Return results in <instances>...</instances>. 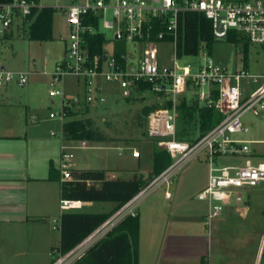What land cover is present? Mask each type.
<instances>
[{
  "label": "built area",
  "instance_id": "2783aa9c",
  "mask_svg": "<svg viewBox=\"0 0 264 264\" xmlns=\"http://www.w3.org/2000/svg\"><path fill=\"white\" fill-rule=\"evenodd\" d=\"M37 6L42 5L34 0H12L0 4V37L9 34L17 18L28 22L33 8ZM181 11L204 13L212 22L216 40H225L231 32H236L251 43L264 44V0H73L64 7V19L68 25V34L64 36L65 56L56 62L50 82V94L61 96L62 107L60 111L52 112L51 117L59 116L65 121L70 107L76 106L80 110L85 106L105 104L107 97L103 81L118 84L128 94L141 83H148L154 92L166 93L170 107L156 108L149 113L147 133L159 147L170 153L174 161L73 250L62 254L55 249L59 255L52 264H73L126 216L138 215L137 206L146 193L171 183L186 164L202 154L208 156L209 178L207 185L197 193V198L209 204L205 216V224L209 228L227 208L240 210L248 207L244 191L264 182V158L254 161L256 153L248 144L264 141H244L232 137L234 133L248 131L242 121L245 113L252 112L259 116L264 112V74L251 73L246 68L229 70L216 64L209 52H203L205 43L198 52L203 61L196 70L180 65L177 40ZM157 20L164 23L165 30L153 36ZM106 30L113 32L114 41L126 42L123 63L116 58L114 47L107 49L111 41L108 38L105 52L91 56L87 36L105 33ZM167 35L175 45L176 52L171 66L161 63L158 47ZM129 43L139 49L136 58L127 47ZM69 75L75 77V86L82 87V93L66 92L65 78ZM14 82L23 86L29 82V77L24 72L0 65V89ZM58 85L61 88H57ZM190 87L198 91L200 102L218 109L224 116L195 141L177 138L179 99ZM52 134L57 135L56 132ZM62 139L59 169L62 180H71L75 158L73 150L87 148L89 142L84 140L79 145L69 144L63 134ZM133 156L139 157L140 153L134 151ZM244 156L246 159L242 164H220L218 160ZM71 206V200H61L62 210L73 208ZM53 228L60 230V225Z\"/></svg>",
  "mask_w": 264,
  "mask_h": 264
},
{
  "label": "rangeland",
  "instance_id": "374dc122",
  "mask_svg": "<svg viewBox=\"0 0 264 264\" xmlns=\"http://www.w3.org/2000/svg\"><path fill=\"white\" fill-rule=\"evenodd\" d=\"M42 5L55 6L58 11L54 17V39L52 41L40 42L34 41L28 35V23H24L21 18H17L15 24L9 31L8 35L0 37V65L5 66L7 69L24 72L29 77V82L23 86L17 83H12L7 89H0V102L6 101L12 107L11 112L27 111L26 105L30 106L31 112H38L40 116V128L50 135L56 132V136L51 137L59 143V159H57L58 166L62 158V124L63 120L57 116L51 117L52 112L61 110L62 98L61 96H52L50 94L51 74L55 69L57 61H60L65 56L66 44L64 36L68 34V25L64 19V7L69 6L73 0H40ZM111 16V12L109 13ZM109 40L107 49L111 50L114 47L115 41L113 40V32L111 30L105 31ZM132 50L134 58L138 56L139 49L133 43L127 44ZM160 52L161 63L171 66L175 59V45L170 41H162L158 45ZM203 52L207 51L212 56L216 64L226 67L229 70H236L239 68H246L251 73L264 74V44H256L248 41L245 47L243 42H234L231 40H216L213 41L210 47L205 43ZM201 52V53H203ZM203 59L199 53L197 55H185L178 59L182 66H189L192 70H196ZM75 77L69 75L65 78L66 92L69 94L82 93V87L73 89ZM104 93L107 101L103 105L89 107V111L79 114L77 117L85 118L91 117L94 120L95 126L105 135L108 139L107 142H96L92 145H107L116 144L117 146H130L131 151H138L140 153L139 161L141 165L137 169V174L147 175L152 169V152L155 139L148 136L147 123L148 118L145 115L146 109L153 105H163L170 99L166 93L162 96L151 89L132 88V94L128 97L126 90L120 88L116 83L103 81ZM57 88H61L59 85ZM4 92V97L1 93ZM190 98H197L198 91L194 87H190L187 93ZM8 96V98H5ZM203 106L204 103L200 102ZM22 105V106H21ZM0 107H3L0 105ZM170 107V105L168 106ZM23 108V109H22ZM84 109V108H83ZM215 114L219 121L224 116L220 111L214 108ZM85 111V109L83 110ZM18 114V115H19ZM67 120V118L65 119ZM242 121L248 127L247 132H238L232 134L235 139L244 141L261 140L264 141V112L256 116L252 112H247L243 115ZM183 124H179V128ZM153 139V140H152ZM74 145H79L80 142H72ZM91 144V143H88ZM252 150L256 153L254 161L258 162L264 158V142L258 144L248 143ZM75 161L78 163V170L88 169H102L105 170L109 177H115L114 174L123 172L121 166L128 159L123 156L119 157V150H101L97 148H75L73 150ZM106 154H111V157H106ZM119 157V158H118ZM206 154L194 158L186 164L172 179L185 180L188 176H193V180H185L183 190L190 196L188 203L185 205H199L206 209V203L198 200L194 193L198 185L197 179H203L209 174V163ZM112 158V160H110ZM246 157H222L219 158L220 164H242L245 162ZM130 164H135V161L129 160ZM174 161V159H172ZM123 163V164H122ZM131 174V173H130ZM133 175V173L131 174ZM131 175L125 176L129 177ZM191 176V177H192ZM189 177V178H191ZM149 182V181H148ZM183 184V185H184ZM166 184H163L148 193H146L137 206L139 213H142L143 223V242L147 245L148 238V222L147 214L151 206H168L173 200H166L164 198ZM172 190H176L172 188ZM174 192V191H173ZM194 193V194H193ZM244 199L250 205V220L243 224H237V227L229 233V240L231 243L225 242L230 247L236 250L245 252L251 255L252 264L256 263L257 255L261 249V244L264 240V182L258 186L246 189L244 191ZM73 206H78L79 202L71 203ZM82 205V204H81ZM116 207L115 202H94L87 204L79 211L88 213L110 212ZM65 210L59 208L58 212L54 213L51 217L44 219L49 222L51 231L54 233L56 250H58L57 239L60 236V230L54 229V225H60L61 214ZM247 225V226H246ZM231 228V227H229ZM241 228H244L241 230ZM208 231V236L213 240L209 247L212 253V246L216 245L213 230ZM233 234L235 238L230 239ZM235 239V240H234ZM54 243V244H55ZM215 251V249H214ZM8 250H5L7 253ZM14 258L12 260H0V264H33V255H26L25 253L17 254L12 251ZM54 258L58 256L55 249L52 252ZM53 258V260H54ZM45 260V259H44ZM40 260L36 261L39 263ZM35 263V264H36ZM258 264H264V254L258 261Z\"/></svg>",
  "mask_w": 264,
  "mask_h": 264
},
{
  "label": "crops",
  "instance_id": "0c3cea01",
  "mask_svg": "<svg viewBox=\"0 0 264 264\" xmlns=\"http://www.w3.org/2000/svg\"><path fill=\"white\" fill-rule=\"evenodd\" d=\"M77 88L74 81V91ZM1 95L4 97V92ZM0 105L3 106L0 107V260H12L15 257L12 251H15L17 254H32L35 263L41 259L36 264H52V252L57 244L49 222L44 219L61 208V182L49 179L51 163L59 168L56 162L59 159V143L51 137L56 136L52 134L53 130L50 129V135L42 131L40 116L37 111L31 112L30 106L26 105L27 111L19 114L10 111L14 107H9V102L3 100ZM87 148L119 150L118 156L128 159L118 166L123 172L114 174L115 177L135 174L134 171L141 165L139 158L133 156L130 146L89 144ZM106 157H111V154H106ZM129 160L135 161V164H130ZM77 165L74 160L73 168L76 169ZM191 176L186 178L187 181L193 180ZM208 178L209 174L197 179L198 185L194 190L196 197L207 185ZM185 180L172 179L171 183L166 184L164 198L173 200L170 205L149 208L147 245L143 242L142 213H139V264H252L250 254L225 244L231 243L229 233L237 224L250 220L249 202L244 209L227 208L209 228L205 224L208 202L204 201L206 209L197 204L185 205L190 197L183 190ZM81 204L83 207L91 203L81 201L78 206L72 207ZM207 229H212L215 237L216 245L212 246V253L209 247L213 240L208 236ZM233 238L235 236L232 234L230 239ZM57 243L60 245V236ZM262 249L263 242L255 264H258ZM5 250L8 252L5 253Z\"/></svg>",
  "mask_w": 264,
  "mask_h": 264
},
{
  "label": "trees",
  "instance_id": "16d2710c",
  "mask_svg": "<svg viewBox=\"0 0 264 264\" xmlns=\"http://www.w3.org/2000/svg\"><path fill=\"white\" fill-rule=\"evenodd\" d=\"M12 0H0V4ZM40 4V0H34ZM182 2V0H177ZM58 8L55 6H37L29 16L28 35L31 40L47 42L54 37V17ZM153 36L165 30L164 23L157 20ZM228 40L248 44L246 37L236 32H231ZM226 39V40H227ZM167 35L164 41H170ZM90 44V53L93 57L105 52L108 43L104 32L87 36ZM216 41L213 36L212 22L204 13L196 11H181L179 14V35L177 40V55H197L201 46L206 43L210 47ZM115 56L119 62L125 61L126 42L115 40ZM137 88L151 89L148 83H141ZM152 90V89H151ZM162 96V92H156ZM188 91L180 96L178 103L177 138L180 140L195 141L205 135L212 127L219 123V119L212 107L201 105L200 101L190 98ZM130 94H127L130 97ZM75 105V103H74ZM170 101L163 105H153L146 109L145 115L160 107H168ZM76 107V106H75ZM69 108L67 120L63 122V138L69 143L88 141L89 143H105L108 139L95 126L91 117L79 118V114L89 111V106L84 109ZM182 123L183 127L179 128ZM153 140V139H152ZM152 152V169L147 175L133 174L129 177H109L102 169L78 170L73 168V179L62 180V173L54 163L50 166L49 179L61 182V199L73 202H115L116 207L106 213H88L79 211V208L65 210L60 217V245L58 250L66 254L77 247L114 213L132 200L146 185L160 175L172 163L170 153L159 147L155 140ZM149 181V182H148ZM140 214L126 216L104 237L88 248L85 254L73 264H139L140 246ZM57 257V256H56ZM56 257L53 261H55Z\"/></svg>",
  "mask_w": 264,
  "mask_h": 264
},
{
  "label": "water",
  "instance_id": "95a60500",
  "mask_svg": "<svg viewBox=\"0 0 264 264\" xmlns=\"http://www.w3.org/2000/svg\"><path fill=\"white\" fill-rule=\"evenodd\" d=\"M263 248H264V243H263ZM263 251H264V250L262 249V250H261L260 258H261V256H262Z\"/></svg>",
  "mask_w": 264,
  "mask_h": 264
},
{
  "label": "bare ground",
  "instance_id": "6f19581e",
  "mask_svg": "<svg viewBox=\"0 0 264 264\" xmlns=\"http://www.w3.org/2000/svg\"><path fill=\"white\" fill-rule=\"evenodd\" d=\"M71 203H72V201H71ZM72 207V206H71ZM73 208H75V207H73Z\"/></svg>",
  "mask_w": 264,
  "mask_h": 264
}]
</instances>
